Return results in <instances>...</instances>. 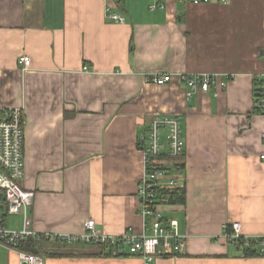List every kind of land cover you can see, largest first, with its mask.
<instances>
[{"label": "crops", "instance_id": "0c3cea01", "mask_svg": "<svg viewBox=\"0 0 264 264\" xmlns=\"http://www.w3.org/2000/svg\"><path fill=\"white\" fill-rule=\"evenodd\" d=\"M108 3L124 22L106 18ZM155 72L217 81L187 98L175 76L161 85L145 80ZM256 81H264V0H0V108L23 112L20 184L34 192L30 229L77 234L93 219L104 234L141 233L139 137L152 116L173 114L185 142V198L162 209L185 244L147 264H264L225 237L235 221L243 235H264ZM16 215L18 225L10 215L6 226L22 227ZM92 250L57 242L38 254L44 264H146L125 251ZM0 264H19L1 242Z\"/></svg>", "mask_w": 264, "mask_h": 264}, {"label": "built area", "instance_id": "2783aa9c", "mask_svg": "<svg viewBox=\"0 0 264 264\" xmlns=\"http://www.w3.org/2000/svg\"><path fill=\"white\" fill-rule=\"evenodd\" d=\"M194 4L210 0H190ZM228 2L229 0H220ZM154 8L155 5H151ZM106 18L112 22H124V17L114 11L108 3L105 9ZM18 64L23 70L30 66V58L22 54ZM186 87V97L196 91H207L217 81L211 74H186L182 72H155L145 75V80L161 85L173 80V77ZM225 85V81H220ZM255 107L264 116V81L260 86ZM24 117L19 107L0 108V242L17 252L19 264H44L42 254L31 253L17 248V243L27 237L50 240L59 239L68 243L97 244L115 248V252H127L140 256L147 264L154 257L179 253L185 236L179 231L175 218L167 219L163 214L161 193L184 186L182 164L179 159L184 155L185 142L182 137L181 121L177 115L156 114L152 116L145 132L139 137L138 148L142 155V172L138 181V213L142 218L143 231L135 233L128 230L120 235L101 233L93 219L84 221V231L77 234H39L30 229L31 219L28 207L32 204L34 192L24 189L21 181L24 178ZM264 145V129L261 132ZM264 162V150L259 153ZM22 213V227L14 229L6 226L5 218ZM231 242L242 240L245 247L253 246L259 255L264 256V235L248 236L241 233L240 223L232 222L225 232Z\"/></svg>", "mask_w": 264, "mask_h": 264}, {"label": "trees", "instance_id": "16d2710c", "mask_svg": "<svg viewBox=\"0 0 264 264\" xmlns=\"http://www.w3.org/2000/svg\"><path fill=\"white\" fill-rule=\"evenodd\" d=\"M262 82L260 81H256L255 82V86H254V98L255 101L258 97L259 91H260V86H261ZM183 166V165H182ZM184 188H176L174 190H170V191H163L161 193L162 196V200L168 202V203H183L184 202ZM57 242H61V243H67L64 241H61L59 239L56 240H50L49 238L46 237H41L40 239H35L33 237H27L23 240H20L17 243V248L27 251V252H31V253H40L41 252V248L43 246V244L45 243H57ZM236 245H238L242 250V255L243 256H249V255H259L257 253V250L255 248H253V246H247L245 247L242 243V240H239L238 242H234ZM84 245H89L94 247V250H92L90 253H88V255H124V253L121 252H115V248L113 247H105V246H100L97 244H84Z\"/></svg>", "mask_w": 264, "mask_h": 264}, {"label": "rangeland", "instance_id": "374dc122", "mask_svg": "<svg viewBox=\"0 0 264 264\" xmlns=\"http://www.w3.org/2000/svg\"><path fill=\"white\" fill-rule=\"evenodd\" d=\"M19 221H20V216L19 215H16V214L15 215H11L9 217V220H8L9 223L14 224V225H18Z\"/></svg>", "mask_w": 264, "mask_h": 264}]
</instances>
